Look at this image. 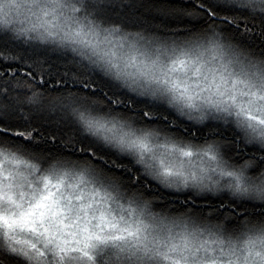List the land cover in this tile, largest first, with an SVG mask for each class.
<instances>
[{
    "label": "snow or ice",
    "instance_id": "1",
    "mask_svg": "<svg viewBox=\"0 0 264 264\" xmlns=\"http://www.w3.org/2000/svg\"><path fill=\"white\" fill-rule=\"evenodd\" d=\"M0 264H264V0H0Z\"/></svg>",
    "mask_w": 264,
    "mask_h": 264
}]
</instances>
